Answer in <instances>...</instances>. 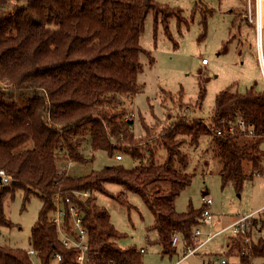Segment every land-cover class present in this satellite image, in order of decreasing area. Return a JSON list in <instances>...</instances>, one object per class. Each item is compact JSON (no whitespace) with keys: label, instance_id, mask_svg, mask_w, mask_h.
I'll return each mask as SVG.
<instances>
[{"label":"trees","instance_id":"1","mask_svg":"<svg viewBox=\"0 0 264 264\" xmlns=\"http://www.w3.org/2000/svg\"><path fill=\"white\" fill-rule=\"evenodd\" d=\"M152 4L153 0H0V171L9 178L5 184L0 177V228L12 227L5 214L6 196L13 198L23 191L26 203L31 195L42 201L30 249L0 245V264H34V258L39 264H53L55 254L62 258L58 264H76L77 250L63 244L57 225L50 220L57 210V195L65 212L66 233L74 234L71 207L83 217L87 264H143L140 250L116 243L122 235L108 211L97 203V195L102 194L129 205L121 194L108 191V184L139 194L154 216L163 254L182 255L184 245L192 243L205 207H189L183 213L175 208L192 179L185 172L188 155L179 149V136L191 137L197 145L201 137H210L223 182L233 181L238 188L245 179V162L254 169L260 167L264 91L250 88L245 93L226 89L217 95L212 128L185 116L167 125L163 135L168 157L162 166L87 169L93 163L82 150L88 138L93 152L105 151L111 158L119 151L134 155L136 145L143 142L132 132L134 122L122 97L140 90L138 76L145 52L141 36ZM240 120L255 136L217 135ZM148 127L144 123V136ZM125 145L134 148L126 150ZM62 161L73 162L84 173L61 175ZM85 192L89 195L84 196ZM256 228L264 230V218L254 220L251 235ZM176 236L180 249L172 246ZM228 247L230 256L237 255L240 238L233 237ZM251 255L264 259L263 239L253 244ZM211 256L195 264H213Z\"/></svg>","mask_w":264,"mask_h":264},{"label":"rangeland","instance_id":"2","mask_svg":"<svg viewBox=\"0 0 264 264\" xmlns=\"http://www.w3.org/2000/svg\"><path fill=\"white\" fill-rule=\"evenodd\" d=\"M151 6L141 36L145 52L141 56L142 71L138 76L140 90L135 95L122 97L127 116L134 122L132 132L143 142L135 148L125 145L126 150L134 148L136 154L119 151L115 155H122L123 159L115 161L105 151L93 152L87 137L82 150L87 158L93 159L89 170L100 171L115 165L128 170L162 166L168 157L163 135L167 125L185 116L189 121L203 120V124L212 128L211 117L220 92L230 89L233 93H245L250 88L258 92L264 89L258 59L259 51L264 53V32L259 47L255 23L248 17L249 24L238 18L243 10L247 15L250 9L254 12L255 0H153ZM159 9L163 11L158 12ZM178 12L180 15L176 14ZM262 16L264 27L263 8ZM181 18L184 20L180 23ZM204 59L208 61L207 65L202 64ZM144 123L149 126L146 136ZM199 140L197 145L191 137L176 139L181 144L180 151L188 155L185 172L192 177L191 184L175 202L176 210L183 213L189 207L200 209L203 198H210L213 201L211 211L221 216L225 223L252 213L256 214L257 220H262L264 165L254 169L245 162V179L238 188L233 181L223 182L221 164L211 149L212 139L204 136ZM65 163L62 161L59 166ZM73 171L78 175L84 173L77 165ZM257 171L261 173L255 174ZM106 187L129 202V205H123L106 195H97L98 205L108 211L112 224L122 235L116 243L121 248L144 250L143 264L177 261L180 252L179 255L163 254V248L157 242L154 216L143 198L120 185L108 184ZM169 187L165 184V188ZM24 198L23 191L16 192L13 198L5 197V214L12 227L0 228V245L30 249L31 230L42 201L36 195H31L27 203ZM233 237L228 232L215 238L186 264L201 263L208 260L209 255L231 258L228 245ZM252 237L254 243L264 240V230L253 229ZM34 264H39L35 258ZM252 264H264V259H252Z\"/></svg>","mask_w":264,"mask_h":264},{"label":"built area","instance_id":"3","mask_svg":"<svg viewBox=\"0 0 264 264\" xmlns=\"http://www.w3.org/2000/svg\"><path fill=\"white\" fill-rule=\"evenodd\" d=\"M252 10H249V21L255 23L257 32H258V45L261 40V29H262V0H255V10L254 17H252ZM202 64H208L206 59L202 60ZM238 134H242L245 137H253L255 136L253 130L247 126V124L240 120L238 122L230 124L224 130L217 131L218 136L231 135L236 136ZM123 159L122 155H115V161H121ZM76 167L73 162H66L63 166H59V173L61 175H69L71 171ZM255 174H260V172H256ZM0 177L3 183H9V178L6 176L3 170L0 171ZM84 196H88L89 193L85 192ZM57 202V210L54 215L51 217V222L55 223L58 227L61 240L63 244L68 248H75L77 250L76 255V264H87V230L83 226V217L80 215L74 207L70 208L71 214V225L74 230V234H68L63 229V221L65 217L64 209L61 205V199L57 195L55 197ZM203 206L205 209L203 210L200 218L198 219V226L193 230V234L191 237L192 243L184 245L183 252L181 257L172 264H186V262L193 258L197 257L199 253L203 250V248L213 241L215 238L231 232L234 237L240 238V246L241 249L237 255L231 256V258H213L211 261L213 264H252V248H253V237L250 234L252 225L255 217V213L249 214L245 217H242L232 223H225L223 218L219 215L214 214L211 211V207L213 206L212 199L203 198ZM264 211V208L260 210V212ZM259 212V213H260ZM173 247H180L181 240L178 236L174 237L172 241ZM144 250H141L143 253ZM29 254L34 256V251H29ZM242 258H247L248 262H242ZM61 255H54V263L58 264L61 261ZM233 259L234 261H232Z\"/></svg>","mask_w":264,"mask_h":264},{"label":"crops","instance_id":"4","mask_svg":"<svg viewBox=\"0 0 264 264\" xmlns=\"http://www.w3.org/2000/svg\"><path fill=\"white\" fill-rule=\"evenodd\" d=\"M262 8L264 9V0H262ZM244 11L245 10H243L242 12H241V14H240V16L238 17V18H243V19H245V21H246V23H248L249 24V22H248V19H247V17L249 16V13H248V15L247 14H244ZM247 11V10H246ZM253 11V10H252ZM246 13V12H245ZM252 13H254V12H252ZM252 15V17H253V14H251ZM263 17V16H262ZM255 29V28H254ZM263 32H264V27H262V29H261V33H260V36H261V38H262V34H263ZM256 38H258V32L256 31ZM259 47H261V41L259 42ZM258 59H259V66H260V69H261V73H262V77H263V80H264V53H262L261 51H259V53H258ZM207 65V64H206ZM263 91H264V89H263ZM259 92H261V91H259ZM262 149L264 150V148H263V144H262ZM262 165H264V158L262 159V162H261V165L260 166H262ZM258 172H260V171H258ZM261 173V172H260Z\"/></svg>","mask_w":264,"mask_h":264}]
</instances>
